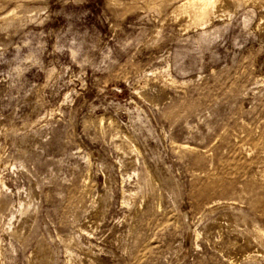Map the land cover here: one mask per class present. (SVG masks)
Segmentation results:
<instances>
[{
  "label": "rangeland",
  "instance_id": "1",
  "mask_svg": "<svg viewBox=\"0 0 264 264\" xmlns=\"http://www.w3.org/2000/svg\"><path fill=\"white\" fill-rule=\"evenodd\" d=\"M0 0V264H264V0Z\"/></svg>",
  "mask_w": 264,
  "mask_h": 264
},
{
  "label": "bare ground",
  "instance_id": "2",
  "mask_svg": "<svg viewBox=\"0 0 264 264\" xmlns=\"http://www.w3.org/2000/svg\"><path fill=\"white\" fill-rule=\"evenodd\" d=\"M214 0H189L188 2L183 3V7L186 8L188 5L189 7L197 8V19L203 20L206 18L209 8L213 5Z\"/></svg>",
  "mask_w": 264,
  "mask_h": 264
}]
</instances>
